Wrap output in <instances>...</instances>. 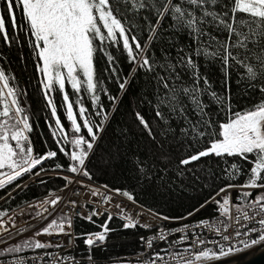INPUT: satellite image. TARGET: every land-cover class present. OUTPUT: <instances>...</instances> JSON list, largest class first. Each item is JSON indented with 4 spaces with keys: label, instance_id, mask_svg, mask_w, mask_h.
Wrapping results in <instances>:
<instances>
[{
    "label": "snow or ice",
    "instance_id": "6c2138e0",
    "mask_svg": "<svg viewBox=\"0 0 264 264\" xmlns=\"http://www.w3.org/2000/svg\"><path fill=\"white\" fill-rule=\"evenodd\" d=\"M3 3L6 12H0V36L5 43H11L7 22L10 21L13 31L20 29L19 10L40 62L37 70L43 77L42 88L55 121L54 126L50 125L52 137L59 152L69 160L68 172L91 179L87 162L103 139L106 127H110L107 124L110 113L100 104L98 94L102 81L96 77L94 66L97 41L101 46L106 43L122 44L129 63L133 65L129 76L135 78L138 71H143L148 77L146 83L153 93L148 103L154 110L155 129L140 112L135 113V118L160 152L159 156L155 151L142 158L137 155L134 160L137 172L144 179H162L161 173L169 172L174 148L193 150L177 161L175 178L181 180L188 173L193 174V179H199L191 166L202 158H239L224 169L230 182L187 214L195 215L207 204L214 203L217 205V217L201 220L194 226L184 224L170 231L161 227L154 235L141 237V242L147 249H152L156 241L167 242L172 234L186 233L192 227L203 228L219 239L206 241L197 235L182 252L161 249L144 264H157L158 261L169 264L161 252H167L174 264H212L264 245V192L250 199L252 193L242 191L236 196L235 203L229 193L234 188L264 189V100L245 111L232 112L230 108L231 75L234 71L238 86L244 84L252 90L258 88L264 94V0H3ZM165 20L169 21L167 25ZM132 28L147 32L143 44L140 36L131 31ZM181 37H186L190 43H181ZM99 50L104 51V48ZM107 58L115 74L114 58L111 54H107ZM201 60L220 64L224 93L217 92L207 75L200 71ZM11 79L4 70H0V190H5L25 174L39 176L44 171L43 167L40 171L33 170L58 155L57 151L35 154L28 135L32 131L29 116L21 106V93L10 86ZM66 83L77 96L83 93L91 96L94 114L100 117L98 121L90 119L89 110L80 99L75 101L74 111V102L65 91ZM129 85L128 78L118 82L121 92L126 91ZM57 88L62 94L65 118L70 122L73 133L71 136L57 115V107L51 98V93ZM104 94L113 104L117 102L118 97L106 91ZM213 106L231 112L227 121L220 122L218 128L210 111ZM77 114L82 124L78 122ZM82 129L86 130L87 137L81 134ZM166 144L168 148L164 151ZM204 144L207 146L201 147ZM65 145H70V148ZM240 161L253 166L246 182L238 185L231 181L244 175V166ZM54 167L62 170L64 165L57 163ZM63 179L66 186L72 183L69 177ZM15 187L20 188L21 185L16 184ZM104 187L107 188V185ZM112 191L136 202L134 195L127 190ZM222 193L221 199H216ZM49 195L50 199L39 203L43 211L37 212L36 216L45 219V214H48L53 218L33 237L22 238L11 245L7 241L12 240L14 235L22 236L26 229L13 223L10 230L3 219L7 212L0 210V245H3L0 247V258L11 257L0 259V264H43L44 257L50 258L52 264L57 260L61 264L65 260L72 264L74 257H59L47 251L43 257L23 255L29 250L65 246L61 242L36 239L42 235H63L68 237L66 243L73 247L77 239L83 238L89 261L93 260L92 249L106 244L109 233L113 231L108 227L113 219L110 212L100 226L101 231L75 235L70 231L72 220L67 214L54 215L62 198L52 193ZM91 195L98 197L101 193L93 190ZM69 203L73 207L77 205L76 201ZM111 203V195L104 197L106 212ZM115 207L126 221L124 229L152 227L147 223L141 224L136 219L138 213L128 214L120 204ZM100 215L102 213L98 209H92L91 214L83 216V219L94 223L93 217ZM152 215L163 220L173 219L155 212ZM12 220V216H7V221ZM187 240V235H181L171 244ZM206 243L214 245L218 251L212 247H200ZM193 247L197 249L195 252Z\"/></svg>",
    "mask_w": 264,
    "mask_h": 264
},
{
    "label": "trees",
    "instance_id": "16d2710c",
    "mask_svg": "<svg viewBox=\"0 0 264 264\" xmlns=\"http://www.w3.org/2000/svg\"><path fill=\"white\" fill-rule=\"evenodd\" d=\"M3 12H6L5 8H3ZM17 18L22 25L19 31H13L10 21L7 22L11 43H5L3 37L0 36V70H4L6 75L12 78L10 86L18 89L21 93L19 97L21 106L29 116L32 127L29 137L35 154L44 155L48 151H57L58 155L55 159L44 161L41 166L33 170L34 172L40 171V168L43 167L44 171L39 176L25 174L5 190H0V200L2 199L0 210H5L7 213L44 193L64 185L66 181L59 173L68 172L67 166L69 164L68 158L59 152L52 137L50 125L54 126L55 121L45 99L42 88L43 77L37 70V65L40 62L36 57L32 38L27 33V25L24 24L19 10H17ZM140 23L142 24L143 21H140ZM153 23H155V18H153ZM168 23L169 21L165 20V25ZM131 31L140 36L142 44L146 41V31H141L139 28H132ZM180 42L190 43L186 37H181ZM96 47L98 50L94 53L95 73L96 77L102 81L98 94L100 95V104L110 113L107 122L110 127H106L103 139L98 142L91 159L87 162L91 180L110 188L127 190L134 195L137 203L161 215L171 218L187 216L190 211L198 208L200 204L214 196L221 187L230 182L224 169L230 167V162L239 158L224 157L221 159L214 156L202 158L200 162L191 166L199 179H193V174L188 173L181 180L175 178L177 161L193 150L174 148L172 153L173 162L169 172L167 174L161 173L162 179L153 178L151 181L144 179L137 172L134 160L137 155L142 158L151 151H155L156 155L159 156L160 152L135 118V113L140 112L155 129L154 110L148 103L153 98L152 90L146 83L148 77L144 75L143 71H138L135 78L129 76L133 65L129 63L122 44L117 46L106 43L101 46L97 41ZM101 47L104 48V51L99 50ZM153 47L155 48L156 45H153ZM106 53L111 54L114 58L115 74H113ZM156 54H160L159 50ZM200 63V71L207 75L215 90L224 93V76L220 64L218 62L205 63L203 60ZM125 78L130 79V85L126 91L121 92L118 88V82ZM236 80L237 75L234 71L231 75L230 108L232 112L249 110L261 100H264V94H261L258 88L252 90L244 84L238 86ZM65 91L69 94L70 100L74 102V111L76 108L75 101L80 99L89 110L90 119L93 121L100 119L94 114L89 94L83 93L81 96H77L67 83ZM105 91L118 97L115 104L104 94ZM51 98L57 107V115L60 117L62 124L68 134L73 135L70 122L65 118L66 110L62 94L58 88L51 93ZM227 107L226 102L225 108ZM210 111L213 113L217 128L220 122H226L231 115V112L218 109L216 106H213ZM77 119L82 124L78 114ZM81 134L87 137L86 130L82 129ZM206 146L207 144H204L201 147ZM65 147L70 148V145H65ZM167 148L168 145L166 144L164 151H167ZM57 163L63 164L64 168L62 170L55 169L54 166ZM240 163L244 166V175L231 181L238 185L246 182V178L250 174L249 170L253 166L243 161H240ZM16 184L24 185L9 195L16 189ZM244 191H250L252 193L250 198L254 199L257 194L264 192V189ZM235 202L237 201L235 200ZM212 212L213 206L206 205L195 215L197 217L208 216ZM103 220L104 218L93 217L94 223H91L81 217H75L73 222L74 232L76 235L94 232L100 228ZM109 228L113 231L109 233L106 244L103 247L92 249L94 259L98 261L111 260L138 251L142 229H122L121 223L117 219H112L109 222ZM72 252L80 257H88L89 254L86 246L82 243V239H77V244Z\"/></svg>",
    "mask_w": 264,
    "mask_h": 264
},
{
    "label": "built area",
    "instance_id": "2783aa9c",
    "mask_svg": "<svg viewBox=\"0 0 264 264\" xmlns=\"http://www.w3.org/2000/svg\"><path fill=\"white\" fill-rule=\"evenodd\" d=\"M29 135V133H28ZM63 177H69L72 180L71 184L66 183L54 190H51L47 193H44L35 199L23 204L22 206H19L7 213V216H12L13 220L12 221H7V216H5L3 219L6 221V226L9 227L10 230H12V224L15 223L19 227L25 228V232L22 234V236H13L12 240L7 241L8 245L14 244L16 242H19L22 238H28V237H33L34 233L42 229L43 227L46 226V224L49 222L52 216H48V214H45V219H41L40 217L36 216L37 212H42L43 210L39 207V203L46 198H51L50 193L59 195L62 199L57 206V213H54V215H59V214H67L71 220H72V229L70 230L73 234L74 232V227H73V222L75 217H81L87 216L91 214L92 209H98L102 215L100 216H94L96 218H104L103 222L101 225L105 223V221L108 218V213L110 212L113 216V219L119 220L121 223V228H123V224L126 222L124 219L121 218L120 210L115 207L116 204H120L128 214H139L136 216V219L140 221L141 224L147 223L152 225L151 228L145 229L143 227L137 226L136 228L142 229L143 232L140 235L139 238V249L138 251L134 253H129L125 256L111 259V260H101L98 261L93 258L92 261H89L87 257H80L79 255H75L72 252V249L74 248L71 245H68L66 243L68 237H65L63 235L61 236H47V235H42L39 237H36V239H39L40 241H53V242H61L64 243L65 246L61 247L59 249L57 248H49L47 250H35V251H27L23 255L27 257H32V256H44V252H50L54 253L59 257L63 256H72L74 257V261L72 264H144L146 261H150L153 258V253L160 251L161 249H169L172 252H182L185 247H188L189 245L192 244V241L196 239L197 235L200 236V238L207 240H218L219 237L216 236L213 233H208L206 232L203 228H195L192 227L191 231H188L186 233H174L171 236L168 237L167 242H161V241H156L154 243V246L152 249H147L146 246L141 242V237H149L154 235L158 229L161 227L165 231H170L172 229H175L177 227H182L184 224H188L190 226H194L196 223H198L201 220L204 219H213L217 217L218 213L216 211L217 205L214 203H209L207 205H212L213 206V212L212 214L208 216H202V217H197L196 215L192 216H185L187 217L186 219H179V218H173L170 220H163L159 219L155 216L152 215V212L154 211H149L150 209L142 206L141 204L135 202L128 201L126 197H123L122 195L116 194L114 191H112L114 188H110L107 186L105 188L104 184L95 182L88 177L83 176L82 174H72L70 172H62L59 173ZM93 190H98L101 195L98 197H94L91 195V192ZM244 190H254V189H241V188H234L230 189L229 193L233 199V202L235 203V198L236 194L238 192L244 191ZM111 195L112 198V203L110 206H107V212L105 211L106 205L104 204V197ZM224 194L222 193L221 196L216 197V199H221V197ZM215 196V195H214ZM253 199V198H250ZM70 201H76L77 205L75 207L72 206ZM30 205H33L34 207H30ZM156 213V212H155ZM161 215V214H160ZM164 216V215H161ZM223 219V218H221ZM255 226V225H251ZM109 227V223H108ZM136 228H131V229H136ZM101 231V228L94 232H89V233H95ZM231 229L229 230V234H231ZM76 235V234H75ZM181 235H187L188 240L185 241L184 243L180 244H171V241L177 240ZM82 243H83V238ZM77 244V240L75 241V245ZM84 244V243H83ZM3 245H0L2 247ZM201 248L204 247H212L214 250H217L214 245L212 244H205L200 246ZM197 249L195 247L192 248V251L195 252ZM161 255L165 257L166 260H168L169 264H174V262L171 260V257L168 256L167 252H161ZM11 257H3L0 259L8 260ZM43 264H52V261L48 257H44V262ZM55 264H61L59 260L55 262ZM63 264H69L68 261H63ZM157 264H160L158 261Z\"/></svg>",
    "mask_w": 264,
    "mask_h": 264
},
{
    "label": "water",
    "instance_id": "95a60500",
    "mask_svg": "<svg viewBox=\"0 0 264 264\" xmlns=\"http://www.w3.org/2000/svg\"><path fill=\"white\" fill-rule=\"evenodd\" d=\"M23 185L24 184H22L21 187ZM20 188H16L9 195L16 192ZM212 264H264V245H259L247 249L244 252L236 253L235 255L226 258L225 260L212 262Z\"/></svg>",
    "mask_w": 264,
    "mask_h": 264
},
{
    "label": "flooded vegetation",
    "instance_id": "af4514ba",
    "mask_svg": "<svg viewBox=\"0 0 264 264\" xmlns=\"http://www.w3.org/2000/svg\"><path fill=\"white\" fill-rule=\"evenodd\" d=\"M3 6H5L3 3V0H0V12H3V8H5V10H6V6L5 7H3ZM26 29H27V27H26ZM17 31H19V29Z\"/></svg>",
    "mask_w": 264,
    "mask_h": 264
},
{
    "label": "rangeland",
    "instance_id": "374dc122",
    "mask_svg": "<svg viewBox=\"0 0 264 264\" xmlns=\"http://www.w3.org/2000/svg\"><path fill=\"white\" fill-rule=\"evenodd\" d=\"M63 177V176H62Z\"/></svg>",
    "mask_w": 264,
    "mask_h": 264
}]
</instances>
